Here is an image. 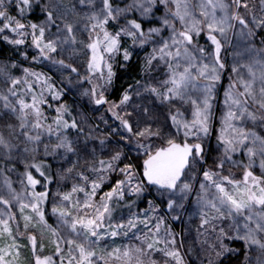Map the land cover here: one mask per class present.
<instances>
[{
  "label": "snow or ice",
  "instance_id": "obj_1",
  "mask_svg": "<svg viewBox=\"0 0 264 264\" xmlns=\"http://www.w3.org/2000/svg\"><path fill=\"white\" fill-rule=\"evenodd\" d=\"M5 47L0 264H264V0H0Z\"/></svg>",
  "mask_w": 264,
  "mask_h": 264
},
{
  "label": "trees",
  "instance_id": "obj_2",
  "mask_svg": "<svg viewBox=\"0 0 264 264\" xmlns=\"http://www.w3.org/2000/svg\"><path fill=\"white\" fill-rule=\"evenodd\" d=\"M11 55V53L8 51V49L5 47L4 49V52L2 54H0V59H4L6 58L7 56ZM137 75V67H136V62H135V58L133 60V64L131 67L125 69V70H122V71H119L118 72V78L115 82V93L110 96L109 98L110 99H113V100H116L118 99L119 97V93L120 91L123 90V88H126L128 86L129 83H132L133 80H134V77H136ZM72 97H69V100H71ZM81 102H80V98L77 97V104L79 105ZM81 112H86L90 117H92L93 120L96 119V116L99 115V113H96L95 116H93V114L91 112L88 111V108H87V101L86 99L83 101V106L80 108ZM133 156H135V153H132ZM5 162L0 160V174L1 175H6L7 173L9 172H6L5 171ZM7 167L8 168H13L15 166H13L11 163L10 164H7ZM15 171L16 172H19V174L23 171V168L22 167H15ZM19 169V170H18ZM49 212H50V208L51 206L49 205ZM49 223H52L53 224V218L50 217L49 218ZM23 223H21L22 225ZM54 226V224H53ZM37 236H38V239H40V236H39V233L37 232ZM25 242V241H23ZM43 242L45 243V245H48V238H47V234L45 235L44 239H43ZM119 243V241H117ZM26 243V242H25ZM236 246V245H234ZM186 250L188 251V247H187V244L185 246ZM47 252V247H46V250ZM29 250L27 248L25 249H22V256H21V260L24 262V264H27V258L29 257ZM189 254V257L188 259H186L187 261V264H198L196 263L193 258L191 257V254ZM243 259V256L241 255L239 257V260H242ZM201 264H208V262L205 260L203 263ZM225 264H238V260L236 258H233L230 262L229 261H225Z\"/></svg>",
  "mask_w": 264,
  "mask_h": 264
},
{
  "label": "rangeland",
  "instance_id": "obj_3",
  "mask_svg": "<svg viewBox=\"0 0 264 264\" xmlns=\"http://www.w3.org/2000/svg\"><path fill=\"white\" fill-rule=\"evenodd\" d=\"M256 3L258 4V0H256ZM0 60H2V59H0ZM132 153H135V152H132ZM2 161H3V160H2ZM11 164H12L13 166H15V167H22V168H23V165H22V164H20L19 166H17L15 163H11ZM18 170H19V169H18ZM233 171H234V172H239L238 169H233ZM6 175H8L9 178L14 182V186H15V187H18V184H17L16 182L18 181V178H19V172H16V171H15V172L7 173ZM0 176H2V175L0 174ZM52 187H53V189H55L56 185H53ZM50 206H51V205H50ZM52 218H53V224H54V226H55V218H54V217H52ZM182 228H183L182 225L177 224V225L175 226V229H174V230H175L176 232H181ZM191 228H192V231H191V235L189 236L188 243H191L193 240H195V236H196V233H195V224L191 225ZM21 231H23V224L21 225ZM184 236H188V231H187V229H184ZM182 239H183V236H178V237H177V241H178V243H179ZM25 242H26V241H25ZM25 242L22 241V243H25ZM205 248H206V246H205ZM181 251L185 253V259H188V257H189V254H188V253H190V254H191V257L193 258V260H194L196 263L201 264V263H203L205 260L208 262V253H207V251H201V246H200L199 244H195V245L192 247L191 252H188V251L186 250V248L181 249ZM29 255H30V254H29ZM253 256H255V253H253Z\"/></svg>",
  "mask_w": 264,
  "mask_h": 264
}]
</instances>
